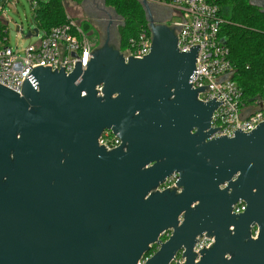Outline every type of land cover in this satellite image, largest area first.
Instances as JSON below:
<instances>
[{
	"label": "water",
	"instance_id": "1",
	"mask_svg": "<svg viewBox=\"0 0 264 264\" xmlns=\"http://www.w3.org/2000/svg\"><path fill=\"white\" fill-rule=\"evenodd\" d=\"M141 5L143 58L126 61L108 29L87 66H38L21 92L0 84V264H138L154 244L144 264L182 249L184 264H264V122L210 139L221 102L192 85L200 45L180 51L175 28ZM106 129L120 146L99 144ZM204 233L215 242L199 257Z\"/></svg>",
	"mask_w": 264,
	"mask_h": 264
},
{
	"label": "built area",
	"instance_id": "2",
	"mask_svg": "<svg viewBox=\"0 0 264 264\" xmlns=\"http://www.w3.org/2000/svg\"><path fill=\"white\" fill-rule=\"evenodd\" d=\"M151 2L163 3L173 10L172 17L177 18L176 22L170 24L174 27L178 36V47L180 51L191 50L194 45H200L198 57H196V72L194 80H191L193 87L208 86V89L201 91L198 99L209 101L216 97L220 101L214 110L211 119V127L215 130L210 139L227 135L234 137L236 130L251 132L260 123L264 122V108L260 104L263 99L255 101L254 106H247L243 103V91L234 80V65L230 57V49L227 39L222 32V25L226 20L220 15L219 7L215 0H150ZM38 0L32 1V10L36 8ZM1 11V8H0ZM33 34H35L33 32ZM36 36V35H33ZM37 43L30 44L23 55L0 41V84L21 92L22 83L38 66L51 67L52 70H60L65 67L67 74L74 71L77 62L87 66L93 51L98 47L97 38L89 36L78 24L73 21L56 26L50 32L39 31ZM152 46V33L149 29L143 28L137 35L131 37L125 49H120L127 61L131 56L143 58L149 54ZM120 48V47H119ZM100 89V87L98 88ZM252 107V109H250ZM107 150H112L122 144L121 139L112 130L106 129L98 140ZM178 181V175L174 174L160 187L161 190L173 188ZM245 202L239 201L234 205L233 213L244 212ZM233 229V228H231ZM258 229L253 230V237L256 238ZM171 232H166L161 237L166 241ZM193 251H200L210 248L215 238L207 233L197 237ZM151 252L138 263L144 264L159 248ZM184 249L179 251L171 264H184L186 257L183 256Z\"/></svg>",
	"mask_w": 264,
	"mask_h": 264
},
{
	"label": "trees",
	"instance_id": "3",
	"mask_svg": "<svg viewBox=\"0 0 264 264\" xmlns=\"http://www.w3.org/2000/svg\"><path fill=\"white\" fill-rule=\"evenodd\" d=\"M251 1L215 0L220 15L226 20L222 32L227 39L234 65L233 78L241 87L243 103L247 106L254 105L258 99H264V11ZM106 4L113 7L124 20L120 27L119 43L123 50L131 37L148 27L145 11L138 0H106ZM70 10L67 0H38L33 11L35 25L42 31L50 32L52 28L74 19ZM79 19L82 20L81 27L89 36L100 38L89 22L84 18ZM7 25L8 22L0 17V41H3L7 32ZM156 249L154 246L146 256Z\"/></svg>",
	"mask_w": 264,
	"mask_h": 264
},
{
	"label": "rangeland",
	"instance_id": "4",
	"mask_svg": "<svg viewBox=\"0 0 264 264\" xmlns=\"http://www.w3.org/2000/svg\"><path fill=\"white\" fill-rule=\"evenodd\" d=\"M32 1L33 0H0V17L4 18L7 22V29L6 34L3 36L2 43L4 45H8L12 47L14 50H17L21 55L24 54L25 49L30 45L37 43L39 40V37L37 36H31L26 37V34L35 28V22H34V12L32 10ZM69 1V0H67ZM79 5L77 8L74 7L70 10L72 16L74 19L72 21H75L79 24L82 23V20L79 18L82 17V9L80 1L76 0ZM252 3H255L256 5L261 7L262 10L264 6L263 0H252ZM75 5L74 2H68L67 6ZM68 6V7H69ZM72 7V6H71ZM70 8V7H69ZM76 11L80 13V17L76 16ZM76 18H75V16ZM177 18H173V21L168 20V24H172L173 22H176ZM80 26V25H79ZM23 27V33L19 31V28ZM81 27V26H80ZM83 29V27H81ZM91 31V29L89 30ZM87 33V32H86ZM42 34V30H41ZM120 35V30H119ZM98 38V42H103L105 36Z\"/></svg>",
	"mask_w": 264,
	"mask_h": 264
},
{
	"label": "flooded vegetation",
	"instance_id": "5",
	"mask_svg": "<svg viewBox=\"0 0 264 264\" xmlns=\"http://www.w3.org/2000/svg\"><path fill=\"white\" fill-rule=\"evenodd\" d=\"M138 1L141 4V0ZM80 4L82 9V17L85 19V21L89 22L101 37H106L109 29V34L112 38L111 42L115 46H118L121 40L119 30L123 25V22L116 16L113 9L107 4L105 5L103 0H81ZM149 7L151 9L153 18L156 21L168 24L167 21L170 20L173 14V10L170 6L163 3L151 2L149 0Z\"/></svg>",
	"mask_w": 264,
	"mask_h": 264
},
{
	"label": "crops",
	"instance_id": "6",
	"mask_svg": "<svg viewBox=\"0 0 264 264\" xmlns=\"http://www.w3.org/2000/svg\"><path fill=\"white\" fill-rule=\"evenodd\" d=\"M69 1L75 3V5H71L72 7L68 5V6L70 7V9H73L74 7L77 8V7L79 6V5H76V4H78L76 0H69ZM69 1H67V3H68ZM78 1H81V0H78ZM79 7H80V6H79ZM77 15H78L79 17L81 16L80 13H78V11H76V16H77ZM73 22L76 23V24H78V25H80L79 23H77V22H75V21H73ZM80 26H81V25H80ZM251 106H254V105H251ZM250 109H252V107H251Z\"/></svg>",
	"mask_w": 264,
	"mask_h": 264
}]
</instances>
